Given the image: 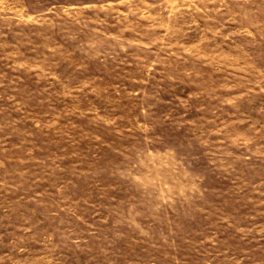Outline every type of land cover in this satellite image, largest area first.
<instances>
[{"label": "rangeland", "instance_id": "1", "mask_svg": "<svg viewBox=\"0 0 264 264\" xmlns=\"http://www.w3.org/2000/svg\"><path fill=\"white\" fill-rule=\"evenodd\" d=\"M0 264H264V0H0Z\"/></svg>", "mask_w": 264, "mask_h": 264}]
</instances>
